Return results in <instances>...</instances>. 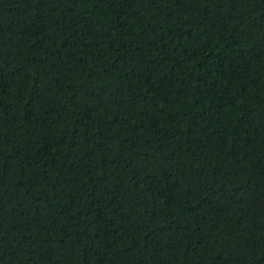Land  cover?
<instances>
[{
    "label": "trees",
    "instance_id": "16d2710c",
    "mask_svg": "<svg viewBox=\"0 0 264 264\" xmlns=\"http://www.w3.org/2000/svg\"><path fill=\"white\" fill-rule=\"evenodd\" d=\"M0 264H264V0H0Z\"/></svg>",
    "mask_w": 264,
    "mask_h": 264
}]
</instances>
